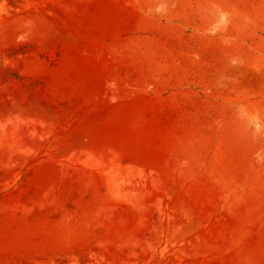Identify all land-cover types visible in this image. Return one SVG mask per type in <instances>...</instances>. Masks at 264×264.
I'll return each mask as SVG.
<instances>
[{"label": "rangeland", "instance_id": "374dc122", "mask_svg": "<svg viewBox=\"0 0 264 264\" xmlns=\"http://www.w3.org/2000/svg\"><path fill=\"white\" fill-rule=\"evenodd\" d=\"M0 264H264V0H0Z\"/></svg>", "mask_w": 264, "mask_h": 264}]
</instances>
